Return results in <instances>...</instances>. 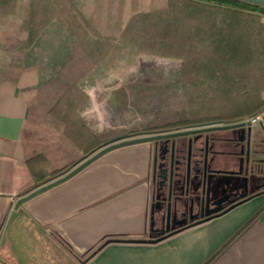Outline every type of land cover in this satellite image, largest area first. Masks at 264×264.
Masks as SVG:
<instances>
[{"label":"rangeland","instance_id":"1","mask_svg":"<svg viewBox=\"0 0 264 264\" xmlns=\"http://www.w3.org/2000/svg\"><path fill=\"white\" fill-rule=\"evenodd\" d=\"M0 2V71L42 66L48 86L49 110L24 130L33 174L264 98V13L199 0ZM76 48L88 66L71 64Z\"/></svg>","mask_w":264,"mask_h":264},{"label":"crops","instance_id":"2","mask_svg":"<svg viewBox=\"0 0 264 264\" xmlns=\"http://www.w3.org/2000/svg\"><path fill=\"white\" fill-rule=\"evenodd\" d=\"M54 66L49 62L45 68ZM42 68L29 64L0 71L3 264H264V192L150 240L155 154L151 140L108 150L17 206L20 196L39 186L28 166L31 150L24 130L45 86Z\"/></svg>","mask_w":264,"mask_h":264},{"label":"flooded vegetation","instance_id":"3","mask_svg":"<svg viewBox=\"0 0 264 264\" xmlns=\"http://www.w3.org/2000/svg\"><path fill=\"white\" fill-rule=\"evenodd\" d=\"M249 117L232 121H206L178 125L151 139L155 145L152 191L153 188L157 189L169 180L175 184L178 174L181 171L184 173L186 166L192 173L201 174L206 170L207 176L213 175L217 179V184L212 186L209 194L208 189L205 188L201 205L200 203L195 205L188 198L187 208L180 205L174 187L170 201L174 210L169 220H161L163 204L152 206L156 218L155 232L169 227V230H165L163 234L174 233L216 216L233 203L240 201L242 203L264 192V129L257 130L254 123H247ZM239 121H245V124L230 129L213 130L201 135L174 134L192 128ZM257 123H261V119ZM205 135L209 136L208 148L211 152L208 156L214 160V163H208L206 167L202 163ZM186 161H188L187 165ZM217 208L220 209L214 211ZM171 226L174 228L172 229Z\"/></svg>","mask_w":264,"mask_h":264},{"label":"water","instance_id":"4","mask_svg":"<svg viewBox=\"0 0 264 264\" xmlns=\"http://www.w3.org/2000/svg\"><path fill=\"white\" fill-rule=\"evenodd\" d=\"M245 1L261 4L264 6V0H245ZM247 123L250 124L251 121L248 120ZM244 124H245V121H239V122H235V123L220 124V125L211 126V127L192 128V129H188V130L179 131V132H176L174 134H179V135L197 134V135H201V133H206V132H210L213 130L230 129V128L242 126ZM157 135L158 134L132 137V138L123 139L120 141H114V142H111L109 144L103 145L100 148H98L97 150H95L94 152H92L91 154H89L88 156H86L82 161H80L78 164H76L74 167H72L71 169L66 171L61 176H59L53 180H49V181L37 186L36 188L29 191L28 193L20 196L16 202V205L18 206L22 201L28 199L32 195H34L38 192H41V191H43V190H45V189H47V188H49V187H51L57 183L69 178L70 176L75 174L77 171L82 169L84 166L88 165L89 163H91L92 161L97 159L101 154L105 153L106 151H108L114 147L124 145V144L139 142V141L151 140L152 138L156 137ZM208 146H209V136L205 135L204 136V144L202 146V150H203L202 163L204 164V167H206L208 165V163L209 164L214 163V160L208 156L209 155L208 153L211 152L209 150ZM187 162L188 161H186V165H187ZM175 182L176 183L173 184L172 181L169 180V181L165 182L161 187H157V189L153 188L152 206L158 205V204L164 205V209H162V212H161L162 213L161 214V220L162 221H164V219L169 220V217L174 210V208L171 207V202H170L172 190L174 189V187H175V195H177V197L179 198L180 205L183 208H187V206L189 204V203H187L188 198L190 199L189 201H191L192 203H195V205H198L199 203L201 205L203 203V199H204L205 188L208 189V194H209L210 191L212 190V186L217 184V179L213 175L207 176L206 170L204 171V173L202 172L201 174L200 173H192V172H190L189 167L186 166V171L184 173L181 171L178 174ZM240 202L231 204L225 210H223L222 212H220L216 215H219L221 213L226 212L227 210L231 209L232 207H234L236 204H238ZM219 209L220 208H217L214 211L219 210ZM155 219L156 218H155L154 210H153L152 215H151V220H150V232H149L151 241H156V240L166 236L163 233L165 232V230L166 231L169 230V227H167L165 230L155 232V229H154ZM171 228L173 229L174 226H171ZM167 235H169V234H167Z\"/></svg>","mask_w":264,"mask_h":264},{"label":"trees","instance_id":"5","mask_svg":"<svg viewBox=\"0 0 264 264\" xmlns=\"http://www.w3.org/2000/svg\"><path fill=\"white\" fill-rule=\"evenodd\" d=\"M199 1H203V2H208V3H216V4H220V5H224L226 7L231 8H235V9H239L240 11H246V13H253V12H261L264 13V6L261 4H257V3H253V2H249V1H245V0H199ZM73 58H74V62H72L71 64L75 67V68H83V66H88L90 64L89 59L87 58V56H85V54L78 48L74 49V53H73ZM80 61V62H79ZM47 89L48 86L45 85L43 86L40 91L38 92L35 101L33 103V109L32 112L35 114V112L37 111L39 114H42L43 112L48 111V107L45 104L47 102ZM262 109H264V98L258 100L257 103H255L254 105H246V106H242V107H238L236 110L232 111L230 115H228L226 118H218L215 117L213 119H205V120H199V121H195V122H182L180 123V125H186V124H190V123H196V122H206V121H232V120H239V119H243L245 117L251 116L255 113L260 112ZM144 132H150L148 131H144ZM137 133H142L140 131H136L134 132V134ZM108 142H99L97 144H95L94 146L90 147L85 153L84 155L80 158H84L86 156H88L90 153H92L93 151L97 150L98 148H100L101 146L107 144ZM27 162L30 161V159L33 157L31 154H27ZM71 160L70 162L66 163V164H62L59 166H55L52 170H50L48 175L45 174H34L36 177H38L40 180L37 182V184L35 185H41L57 176H60L61 174L65 173L66 171H68L69 169H71L74 165L77 164V162L80 160Z\"/></svg>","mask_w":264,"mask_h":264},{"label":"built area","instance_id":"6","mask_svg":"<svg viewBox=\"0 0 264 264\" xmlns=\"http://www.w3.org/2000/svg\"><path fill=\"white\" fill-rule=\"evenodd\" d=\"M262 115H263V112H258V113H256V114L250 116V117H249V120H250L252 123H253V122H257V121H259V120L261 119ZM0 264H3V260H2L1 255H0Z\"/></svg>","mask_w":264,"mask_h":264}]
</instances>
